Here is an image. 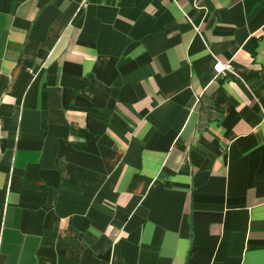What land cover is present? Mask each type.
<instances>
[{
	"label": "crops",
	"instance_id": "1",
	"mask_svg": "<svg viewBox=\"0 0 264 264\" xmlns=\"http://www.w3.org/2000/svg\"><path fill=\"white\" fill-rule=\"evenodd\" d=\"M0 264H264V0H0Z\"/></svg>",
	"mask_w": 264,
	"mask_h": 264
},
{
	"label": "built area",
	"instance_id": "2",
	"mask_svg": "<svg viewBox=\"0 0 264 264\" xmlns=\"http://www.w3.org/2000/svg\"><path fill=\"white\" fill-rule=\"evenodd\" d=\"M231 68L230 62L216 61L213 65L214 75L221 74L224 70H229Z\"/></svg>",
	"mask_w": 264,
	"mask_h": 264
}]
</instances>
